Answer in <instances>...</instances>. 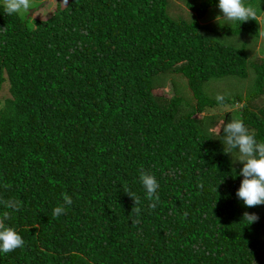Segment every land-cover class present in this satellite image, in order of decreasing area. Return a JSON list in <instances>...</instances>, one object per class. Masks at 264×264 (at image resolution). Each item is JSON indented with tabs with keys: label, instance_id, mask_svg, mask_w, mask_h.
<instances>
[{
	"label": "trees",
	"instance_id": "obj_1",
	"mask_svg": "<svg viewBox=\"0 0 264 264\" xmlns=\"http://www.w3.org/2000/svg\"><path fill=\"white\" fill-rule=\"evenodd\" d=\"M245 4L256 20L202 22L218 0H66L33 27L0 6V197L21 201L7 223L25 241L0 264H264V204L238 198L223 150L232 119L264 142V0Z\"/></svg>",
	"mask_w": 264,
	"mask_h": 264
},
{
	"label": "clouds",
	"instance_id": "obj_2",
	"mask_svg": "<svg viewBox=\"0 0 264 264\" xmlns=\"http://www.w3.org/2000/svg\"><path fill=\"white\" fill-rule=\"evenodd\" d=\"M0 6L3 7L6 14L12 15L29 10L31 5L30 0H3ZM218 7L223 14L222 17H219L226 21H239L241 23L250 19H257L255 8L246 5L245 0H218ZM216 100L219 104H224L225 97L217 94ZM222 131L224 134V152L232 155L233 150H238L239 155L236 161L243 165L239 172L243 179L237 190L238 198L249 208L264 204V142L258 141L256 132L249 129L241 119L228 121L223 126ZM139 178L145 190V196L150 202L148 208L154 211L160 203L158 195L160 185L156 177L147 171H141ZM5 187L7 188L8 185ZM125 192L134 200V206L130 212L132 214L130 221L137 223L141 213L140 198L129 190ZM62 198L63 203L53 208V217L65 214L67 207L73 204V199L67 192L62 193ZM0 206L4 209L0 212V252L7 254L25 245V241L19 232L7 223L12 219L13 213L20 211L21 201L16 198L5 199L0 197ZM184 215L186 218L187 213ZM242 219L247 221L245 225H250L258 221L259 217L256 213L245 212Z\"/></svg>",
	"mask_w": 264,
	"mask_h": 264
},
{
	"label": "rangeland",
	"instance_id": "obj_3",
	"mask_svg": "<svg viewBox=\"0 0 264 264\" xmlns=\"http://www.w3.org/2000/svg\"><path fill=\"white\" fill-rule=\"evenodd\" d=\"M3 2V0H0ZM66 0H30V9L26 11H22L19 15L23 18H26V23L28 26L33 27L35 24L36 19L46 18L51 15L55 10L59 3H65ZM248 0H245L247 2ZM222 13L220 12L219 7H210L206 13V16L202 18V22H206L212 18L221 16ZM260 25L262 30L264 31V11L260 16ZM258 57L264 56V40L260 39L258 43ZM8 82L5 80L0 86V101L4 99V97L8 96ZM164 101V99L162 100ZM227 109H231V107L226 106ZM233 109V108H232ZM231 109V110H232ZM209 112H212L213 109H209Z\"/></svg>",
	"mask_w": 264,
	"mask_h": 264
}]
</instances>
